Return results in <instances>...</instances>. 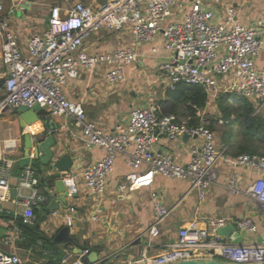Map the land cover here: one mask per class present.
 Masks as SVG:
<instances>
[{
	"label": "built area",
	"instance_id": "2783aa9c",
	"mask_svg": "<svg viewBox=\"0 0 264 264\" xmlns=\"http://www.w3.org/2000/svg\"><path fill=\"white\" fill-rule=\"evenodd\" d=\"M12 14L6 1L0 0V115L22 105H39L53 117L72 120L81 129L86 146L103 149V156L94 164L63 177L70 196L78 193L81 183L93 196L103 195L120 154L128 155L132 171L118 184V193L151 190L154 217L146 243L140 253L130 254L122 264H172L202 258L264 262V238L235 243L221 236L220 230L230 222L226 217H211L206 225L194 219L178 230L173 242L159 253L150 254L154 248L152 240L161 235V226L170 214L163 195L153 189L157 175L190 181V190H195L203 201L217 179V165L225 147L219 148L215 132L207 125L193 126L175 114L161 115L153 100L133 107L127 122L106 131L90 121L83 104L71 100L66 91L72 80L91 68L103 69L109 85L123 82L126 68L138 65L140 49L154 43L161 34L166 56L153 70L167 88H175L180 82L195 84L203 87L211 102L221 94H229L253 102L260 111L264 109V67H259L257 58L264 52V30L244 25L237 8L224 6L221 0H103L96 4L77 1L69 7L53 6L45 30L32 34L23 45L10 22ZM102 31L129 32L132 42L112 51L89 52L87 40ZM150 52L156 54L160 49L152 46ZM163 137L172 141L188 137L190 162L181 164L170 153L160 152L158 144ZM14 146V141L5 142L9 151ZM7 154L0 155V201L7 198L13 165ZM234 164L264 174V156L259 154H241ZM18 183L19 187L32 190L30 196L22 199L25 211L21 223L34 227V208L45 204L49 196L38 188L40 181L31 164L23 166ZM225 185L232 194L241 192L236 175L228 178ZM246 191L264 212V178H257ZM75 212L76 208L70 207L63 213L70 228L75 223ZM102 212V208L96 209L92 219L98 220ZM53 214L60 215L58 211ZM0 224H6L15 235L22 233L18 226L5 223L1 215ZM235 224L243 231H258L251 216L236 220ZM89 250L84 248L71 261L68 254L62 264H83L81 257ZM0 264L26 263L19 254L0 252Z\"/></svg>",
	"mask_w": 264,
	"mask_h": 264
},
{
	"label": "crops",
	"instance_id": "0c3cea01",
	"mask_svg": "<svg viewBox=\"0 0 264 264\" xmlns=\"http://www.w3.org/2000/svg\"><path fill=\"white\" fill-rule=\"evenodd\" d=\"M5 1L7 7L13 10L14 14L10 15V22L21 44L24 45L32 34L45 30L46 26H42L36 28L38 29L36 32H32L34 27L31 24L37 2L32 0ZM97 2L98 0H85V3L88 4ZM221 2L224 6H235L239 11L240 21L244 25H255L259 26L262 31L264 30V0H221ZM45 21L43 24L46 25ZM117 37L120 41L122 40L119 47L129 46L132 42V35L129 32L119 33ZM99 45L98 42H91L89 39L86 42L89 52L104 51L106 47ZM152 46H157L160 52L151 53ZM163 46L164 38L161 34L158 35L154 43L145 44L140 49L138 65H129L126 68V79L117 85L112 86L107 83L103 69L84 70L67 87L69 98L83 104L90 121L97 123L106 131H112L118 124L127 122L133 107L144 104L147 100L158 103L160 98H156L155 92L150 89L143 91L144 87H141L140 83L146 80V70L149 69H152L156 79L159 80L153 68L165 60L166 53L163 51ZM257 63L259 67H264V52L257 58ZM137 84L140 85L138 89L135 87ZM150 88H152L151 85ZM212 102L215 103V101ZM210 103L211 101L208 100L207 106ZM15 110H7L0 115V155L8 153L7 155L13 160L7 198L0 201V209L4 213L0 215L5 223H9V226H18L22 233L15 235L6 224H0V252L19 254L26 264H44L51 252L43 248V244L39 245V241L38 245L33 247L28 248L25 245L27 235L21 225L25 211L22 199L30 196L32 190L19 187L18 178L23 166L31 164L37 171L39 181L43 178L50 182L52 181L50 175L56 171L53 168V163L65 156L66 152L74 160V165L69 172H74L94 164L103 156L104 151L100 147L86 146L81 129L77 128L70 119L53 117L49 115L48 111L40 110L43 121L50 120V123L45 125L43 121H39V125L36 127H28L25 130L21 128ZM202 112L204 110L199 111L198 114L202 116ZM257 112L264 114V109ZM234 126L236 127H234L233 139L236 140L239 138L240 130L238 124ZM26 131L36 132L35 143L45 141L49 137L54 138L53 156L48 163L45 164L39 159H35L34 148L30 150V157H25L24 134ZM9 140L15 142L11 151L5 147V142ZM222 141L224 144V138ZM236 147H231L234 152ZM158 150L170 153L181 164H188L191 160L190 143L187 138L172 141L163 137L158 144ZM232 152H227L220 159L217 165V179L209 187L203 201L200 200L195 190H190V181L157 175L153 189L163 195L170 214L161 226V235L152 240L154 248L150 249V254L159 253L166 244L173 242L177 237L178 230L194 219H199L202 225H206L207 220L211 217L228 218L230 222L224 228L233 227V230L230 229L220 234L230 242H235V239H242V243L258 242L264 238V212L260 204L246 191L249 185L263 174L251 168L235 165L236 157ZM43 154L40 152V156ZM33 163H36L39 169ZM131 171L128 155L120 154L115 161L113 172L108 177L106 191L103 195L93 196L85 184L81 183L78 193L68 196L67 207L60 206L55 210L60 215H54V211L49 210L50 198L45 204L37 207L41 211L40 214L45 216L40 223V229L52 239L62 227L67 226L63 213L70 207L76 208L74 226L69 227L74 243L60 246L63 254L60 264L68 254L72 256L70 261L77 258L76 247L82 249L88 247L96 251L100 264L105 262L106 264L110 262L122 264L130 254L136 255L141 252L148 237L147 230L153 222L154 209L150 189L145 188L133 193H118V184L124 181ZM67 173H64L63 177H66ZM234 175L240 178L241 192L239 194L230 193L225 185L227 179ZM38 188L45 191L47 185L39 184ZM50 190L56 193L55 187ZM43 205L47 206L49 213L42 212ZM99 207L103 212L98 220H93L92 215ZM35 214L38 215V213ZM245 216H251L254 219L258 225V231H243L237 227L235 221ZM139 236L142 238L141 243L134 245L133 243ZM7 239L11 242L7 243ZM96 247L99 249L95 250Z\"/></svg>",
	"mask_w": 264,
	"mask_h": 264
},
{
	"label": "trees",
	"instance_id": "16d2710c",
	"mask_svg": "<svg viewBox=\"0 0 264 264\" xmlns=\"http://www.w3.org/2000/svg\"><path fill=\"white\" fill-rule=\"evenodd\" d=\"M165 92V96H162L157 103L161 115L175 114L179 119L180 117L185 118L189 125L202 124V116L198 113L207 107L209 100L203 87L180 82L175 88H167ZM215 103L221 114L220 121H224L230 126L227 134L223 136L224 144L230 148L237 146L235 152L232 150V154L235 157L244 153L264 156V114L257 112L255 105L249 100L238 99L229 94H221ZM235 124L239 125L240 130L239 138L236 140L233 139ZM212 126L210 124L208 127L212 130ZM47 183L50 185L53 181L47 182L46 179H40V185L43 186ZM42 207L43 213H49L46 205ZM34 212L38 213V215L36 214L37 223L34 227L21 223L24 233L27 235L25 245L29 248L38 245V241H41L43 248L51 252L44 264H60L63 256L62 247L55 245L53 239L40 229V223L45 217L40 214L41 211L35 207Z\"/></svg>",
	"mask_w": 264,
	"mask_h": 264
},
{
	"label": "water",
	"instance_id": "95a60500",
	"mask_svg": "<svg viewBox=\"0 0 264 264\" xmlns=\"http://www.w3.org/2000/svg\"><path fill=\"white\" fill-rule=\"evenodd\" d=\"M40 106L35 105L34 107L30 108L28 106L22 105L19 106L15 113L18 116V121L21 125L22 129H27L31 125L43 121L42 116L40 114ZM43 123L45 125H48L50 123V120H44ZM36 133L32 134L30 132H26L24 134V142H25V157H30V150L34 148V156L35 159H39L42 163H48L52 156V146L54 145V138L49 137L45 141L35 143L34 142V135ZM188 138V137H186ZM40 152L44 153L42 156H40ZM36 168H38V165L36 163H33ZM74 165V160L71 155H69L67 152L65 156L60 157L57 161L53 163V168L56 170L54 173H52L51 179L53 183L50 185H47V188L45 189V192L48 194L50 198L49 203V210L55 211L60 206L67 207V198L70 196V193L68 191V188L66 187L64 180H63V174L69 172ZM39 169V168H38ZM264 178V174L262 175ZM55 187L56 193H53L50 188ZM50 187V188H48ZM233 230V227H228L221 229L220 233H223L224 231ZM141 236L138 237V239L133 243L134 245L141 243ZM242 239H235V242L240 243ZM53 243L58 246L62 245H69L74 243V238L71 235L70 228L68 226L62 227L53 237ZM75 252L77 254H81L83 252V249L80 247H76ZM81 260L83 264H99V258L96 251L90 249L89 252L86 255H82ZM172 264H264L263 263H246V262H234V261H227L222 260L218 258H202V259H189V260H183Z\"/></svg>",
	"mask_w": 264,
	"mask_h": 264
},
{
	"label": "rangeland",
	"instance_id": "374dc122",
	"mask_svg": "<svg viewBox=\"0 0 264 264\" xmlns=\"http://www.w3.org/2000/svg\"><path fill=\"white\" fill-rule=\"evenodd\" d=\"M32 1L37 2L35 6V11L33 12V20L31 24L34 27L32 31L33 33L38 30L36 28H40L42 26L47 27L50 10L53 6L59 5L62 7H69L77 1L85 2V0H32ZM98 2L101 3L103 2V0H98ZM44 20L47 21V22L45 21L46 25L43 24ZM117 35L119 36V33H116V32L108 33V32L103 31L99 33V35L97 34V35L90 37L89 40L91 42H98L100 44L99 45L100 47H106L107 49L105 48L104 49L105 51V50L114 49V48L121 46L122 40L120 41ZM146 75H147L146 80L143 83L139 82L141 87H144L143 91H147L150 89V91L155 92L156 98L158 99L161 98L164 95V92L166 90L165 89L166 83H163L161 80L156 79V76L154 75V72L152 71V69L146 70ZM140 85L137 84L135 87H137L138 89V86ZM150 85L152 88H150ZM156 98H154V100H156ZM220 119H221V114L219 112V109L216 103L214 102H211L206 107V109H204V112H202V124H205L208 126L210 124L213 125L212 130L216 134V142L218 143V146L220 149H223V147H225V154H226L227 152L229 153L232 152V149L228 147V145L222 144L223 142L222 138L224 135L227 134L230 126L227 125L226 123L221 124L222 122L220 123ZM180 120L182 122L187 121L185 118H182V117H180ZM109 264H113V263L110 262Z\"/></svg>",
	"mask_w": 264,
	"mask_h": 264
},
{
	"label": "bare ground",
	"instance_id": "6f19581e",
	"mask_svg": "<svg viewBox=\"0 0 264 264\" xmlns=\"http://www.w3.org/2000/svg\"><path fill=\"white\" fill-rule=\"evenodd\" d=\"M36 125H39V122H37V123L31 125L30 128H31L32 126H35V127H36Z\"/></svg>",
	"mask_w": 264,
	"mask_h": 264
}]
</instances>
